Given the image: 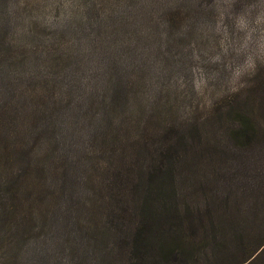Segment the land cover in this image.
Listing matches in <instances>:
<instances>
[{
  "label": "rangeland",
  "instance_id": "1",
  "mask_svg": "<svg viewBox=\"0 0 264 264\" xmlns=\"http://www.w3.org/2000/svg\"><path fill=\"white\" fill-rule=\"evenodd\" d=\"M91 69L99 82L90 84L99 86L110 71L125 81L130 73L159 72L151 81L155 91L163 88L155 124L165 117L202 121L214 103L239 88L257 78L264 86V0H0V264H127L144 257V251L132 250V238L124 239L138 219L129 186L108 203L80 199L83 185L75 197L58 199L55 193L65 163L90 151L84 132L75 134L80 127L73 124L78 112L71 96ZM139 104L134 115L128 105L124 128L131 136L142 127ZM51 107L46 119L44 110ZM104 110L92 106L95 113ZM65 131L74 134L68 146ZM51 145V155L42 153ZM115 147L87 157L91 189L116 174L125 186L133 184L123 171L126 163L121 172L109 168L120 162ZM231 158L214 159L208 171L213 180L205 188L212 192L209 200L229 194L236 183ZM50 167L62 172L55 176ZM5 198L10 208L3 214ZM209 200L203 205L207 214L214 202ZM106 207L117 210L108 217ZM117 226L122 243L111 261L103 260L96 252L109 244L106 231ZM191 246L185 255L175 252L171 263L210 264L203 250Z\"/></svg>",
  "mask_w": 264,
  "mask_h": 264
},
{
  "label": "trees",
  "instance_id": "2",
  "mask_svg": "<svg viewBox=\"0 0 264 264\" xmlns=\"http://www.w3.org/2000/svg\"><path fill=\"white\" fill-rule=\"evenodd\" d=\"M91 71L92 75L80 76L78 85L72 88L75 96H71L76 102L74 111L78 112L73 124L80 127L75 129V134L84 132V142H89L90 151L75 154L67 163L62 159L66 165L55 184L57 198L75 197L83 185L80 199L87 195L89 200L108 203L129 186L136 200L134 210L138 219L124 239L132 238V250L137 248L145 253L141 260L134 259L127 264H174L171 261L175 252L185 255L190 247L193 249V244L203 250L210 264H264V110L261 108L264 86L258 78L229 94L223 103H214L202 121L173 122L165 117L156 125L158 95L163 88L155 91L151 81L160 78L161 73H130L125 81L122 73L110 71L104 77L103 86H99L90 84L99 82L98 75ZM59 82L53 85H61L62 79ZM137 103H140L137 116L142 117V127L131 136L124 125L129 119L128 113L134 115L135 108H132ZM94 104L104 106V112H93ZM170 109L169 105L167 110ZM32 110L36 114L38 107ZM66 110H70L69 103ZM44 111L47 119L54 108ZM113 115L119 116L117 121ZM111 124H121V129L113 131ZM73 136L64 132L67 146ZM114 146L120 162H112L109 168L118 171L126 163L123 171L130 173L133 184L125 186L116 174L117 179L101 181L100 188L91 189L88 183L92 167L87 157L107 152ZM52 147L41 152L51 155ZM217 156L222 162L232 157L231 179L236 183L229 194L214 195L210 199L214 202L207 214L203 205H210L207 195L210 192L205 188L213 180V173L208 171ZM104 164L102 161L103 170H107ZM35 166L28 164V168ZM49 170L55 176L61 173L53 172L51 167ZM99 184L96 185L99 187ZM3 205L4 214L10 208L7 198L3 199ZM104 210L110 217L117 209L106 207ZM106 232L110 233L106 238L109 244L96 254L111 261V253L122 243V231L117 226Z\"/></svg>",
  "mask_w": 264,
  "mask_h": 264
}]
</instances>
